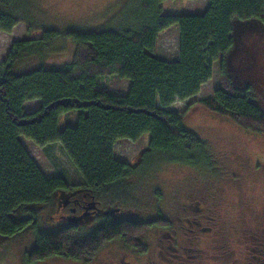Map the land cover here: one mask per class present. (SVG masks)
Here are the masks:
<instances>
[{
	"label": "trees",
	"instance_id": "trees-1",
	"mask_svg": "<svg viewBox=\"0 0 264 264\" xmlns=\"http://www.w3.org/2000/svg\"><path fill=\"white\" fill-rule=\"evenodd\" d=\"M162 1H147L135 21L122 27L46 29L41 38L14 41L7 57L0 60V235L10 237L33 224L37 241L26 254L29 264L56 256L88 263L112 240L145 253L148 245L142 236L155 226L169 228L170 219H106L86 234L82 223L47 231L39 228L34 210L31 217L21 219L12 212L31 204H49L57 190L109 193L120 188L125 178L149 172L163 161L212 166L215 160L208 143L184 126V116L195 103L264 135V109L251 84L233 76L227 58L238 44L241 28L248 23L264 27V0H210L201 15L165 14ZM37 6V0H0V30L12 32L24 21L32 34L36 27L31 11ZM174 24L180 28V56L166 60L155 51L157 38ZM60 36L71 39L75 51L67 61L50 63L45 52ZM35 51L41 58L22 65L25 56ZM218 59L220 84L214 94L194 101L186 110L169 109L177 99L201 90L213 77ZM114 74L131 80L126 93L99 87L100 80ZM38 98L42 104L25 112L26 101ZM72 110L80 112L77 124L60 130L61 115ZM147 132L150 142L138 164L117 158L118 139L137 141ZM21 135L45 148L62 144L81 179L71 183L64 176L48 177Z\"/></svg>",
	"mask_w": 264,
	"mask_h": 264
},
{
	"label": "rangeland",
	"instance_id": "rangeland-1",
	"mask_svg": "<svg viewBox=\"0 0 264 264\" xmlns=\"http://www.w3.org/2000/svg\"><path fill=\"white\" fill-rule=\"evenodd\" d=\"M31 11L32 34L27 33L28 23L19 22L12 30H0V60L5 59L14 41L25 38H41L44 30L61 32L68 29L90 30L94 28L122 27L135 21L142 12V5L154 0H37ZM210 0H164L165 14L205 13ZM180 28L169 26L158 35L159 57L175 60L180 56ZM47 50L46 60L58 63L69 60L76 44L71 39L58 37ZM35 51L25 56L22 65L35 64L41 56ZM45 55V54H44ZM230 70L240 83H250L264 109V27L248 23L241 28L238 44L228 55ZM221 59L214 62L213 77L201 90L187 99H177L169 109L186 110L189 104L214 94L219 86ZM131 80L120 75L103 78L99 87L124 94ZM42 101L27 100L25 112L34 111ZM79 111L62 114L59 129L76 125ZM184 126L196 132L213 151L212 166H192L179 162L159 164L151 171L133 174L125 178L120 188L109 193H96L98 208L102 211L88 217L82 223V232L88 234L109 220L124 218L150 220L168 218L169 228L155 226L146 232L141 241L148 246V253L139 254L123 241L112 240L99 255L89 261H75L56 256L34 264H264V135L245 129L230 116L195 103L184 116ZM151 134L144 133L137 141L117 140V158L138 164ZM21 141L48 177L64 176L71 183L81 179L78 168L66 154L62 144L51 143L46 148L38 146L30 138L20 136ZM66 189L57 190L51 203L20 207L12 212L16 219L29 218L37 213L39 228L52 231L66 226L64 209ZM119 208L115 214L104 211ZM85 226V227H84ZM36 229L30 225L10 237L0 235V264H29L26 254L35 247ZM189 253L191 254L189 256ZM136 255V257L134 256Z\"/></svg>",
	"mask_w": 264,
	"mask_h": 264
},
{
	"label": "flooded vegetation",
	"instance_id": "flooded-vegetation-1",
	"mask_svg": "<svg viewBox=\"0 0 264 264\" xmlns=\"http://www.w3.org/2000/svg\"><path fill=\"white\" fill-rule=\"evenodd\" d=\"M68 192H66V198L64 199V209L65 208H69V210L71 211L67 216H66V222H68L69 224H74V225H77V224H80V223H83L84 220H86L88 217H91L93 216L94 214L102 211L101 209H98V200L95 199V196L93 194H90V193H82V192H78L76 190H67ZM67 201V203H66ZM95 204L96 205V209L92 208V205ZM87 212H90V214H88L87 216H84L83 219L79 220V221H76L77 223L75 222H71L69 221V219L71 217H76V216H80V215H83ZM67 223V224H68ZM130 248V247H129ZM132 249V248H130ZM135 249V248H133ZM132 249V250H133ZM148 249H149V246H148ZM148 249L145 251V253L143 252H139L137 249H135V251H137L139 254L141 255H145L146 253H148ZM191 254L189 253V256ZM136 257V255H134ZM120 264V263H119ZM123 264H132L129 260H124L123 261ZM153 264H162V263H159L158 261Z\"/></svg>",
	"mask_w": 264,
	"mask_h": 264
},
{
	"label": "water",
	"instance_id": "water-1",
	"mask_svg": "<svg viewBox=\"0 0 264 264\" xmlns=\"http://www.w3.org/2000/svg\"><path fill=\"white\" fill-rule=\"evenodd\" d=\"M66 203H67V201H66ZM92 208H94L96 210L99 209V208L98 209L96 208V205L95 204L92 205ZM119 211H120V209L114 208V209H110L109 211H106V213H109V214L112 213V214H114V213L119 212ZM88 214H90V212H87V213H85L83 215H80V216L71 217L69 219V221L77 223L76 221H79V220L83 219V217L84 216H87Z\"/></svg>",
	"mask_w": 264,
	"mask_h": 264
}]
</instances>
